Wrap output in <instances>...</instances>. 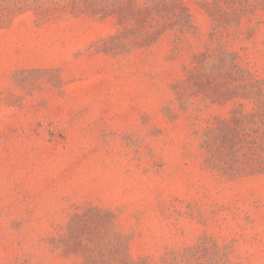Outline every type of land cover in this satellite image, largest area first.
Segmentation results:
<instances>
[{"label":"rangeland","instance_id":"1","mask_svg":"<svg viewBox=\"0 0 264 264\" xmlns=\"http://www.w3.org/2000/svg\"><path fill=\"white\" fill-rule=\"evenodd\" d=\"M0 264H264V0H0Z\"/></svg>","mask_w":264,"mask_h":264}]
</instances>
